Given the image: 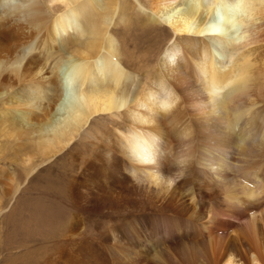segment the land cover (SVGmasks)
Returning <instances> with one entry per match:
<instances>
[{
  "label": "bare ground",
  "instance_id": "6f19581e",
  "mask_svg": "<svg viewBox=\"0 0 264 264\" xmlns=\"http://www.w3.org/2000/svg\"><path fill=\"white\" fill-rule=\"evenodd\" d=\"M130 3L0 0V133L26 158L0 154V264H30L2 220L40 182L67 200L27 206L31 264H264V0ZM132 128L154 164L125 158Z\"/></svg>",
  "mask_w": 264,
  "mask_h": 264
},
{
  "label": "rangeland",
  "instance_id": "374dc122",
  "mask_svg": "<svg viewBox=\"0 0 264 264\" xmlns=\"http://www.w3.org/2000/svg\"><path fill=\"white\" fill-rule=\"evenodd\" d=\"M130 4H131V6H134V0H131ZM133 8H135V6ZM135 9H136L135 12H138V9L137 8H135ZM232 12H235V11H232ZM157 33H158L157 31L156 32H150L149 34H147L146 37L144 36L143 38H140L141 40L139 39V41H138L139 45H143V44L146 45V42H148V45H149V41H150V43L153 41L151 36L152 35L155 36ZM129 48H132L131 44L129 45ZM67 73L68 72H66L65 76H64V80L66 82H68V80H69L68 79L69 74H67ZM77 87L78 86L76 84L75 85L72 84L71 91L69 92L70 94H69V96H67V98L65 100L66 102L64 103L65 106L63 107V112L66 113V111H68L69 107L75 102L77 95L80 92L79 87L78 88ZM1 134L2 133H0V136H1ZM0 146L2 147V149H0L1 155L7 154V153L11 154L12 152L14 153L16 151L14 153L15 155L18 156L17 160H15L16 162L22 164L21 162H23L24 159H26V158H24V156H22L23 155L22 151H20L18 149L17 150L15 149L13 151V148L11 147V145L9 146V144H7L5 138L2 136L0 137ZM18 160H21V162ZM11 161L13 162L14 160H5V161L0 160V172H1V174H0V185L1 184L5 185L7 178L9 177L10 173H12L14 170L13 169L14 166L12 165ZM47 163H45V164H47ZM1 178H2V180H1ZM59 195H60V193L57 192L56 188H49L43 182L37 183L36 186L35 185L31 186L30 189L24 195H21L18 198V202H17L13 212L10 213L9 215H7L6 218L3 217L2 221L5 223V228L7 230L6 239L9 240V244L13 245V248H22L23 247V248L29 249V251L27 252L28 254L26 253L25 258H24V260L27 263L31 264V262L36 259V255L38 256V253H36V251L34 249V246L37 244V240L36 239L34 240V236L33 237L29 236L27 231L24 230L26 227V225H25L26 216L25 215H26L27 206H30L34 203L44 204L45 206L47 204L53 203V204H55L54 205L55 207H58L56 204L61 205L63 202H65L67 200V197L65 195H60V196ZM55 198H57V199H55ZM51 200H52V202H51ZM35 238L41 239L39 237H35ZM39 247H40V245H39Z\"/></svg>",
  "mask_w": 264,
  "mask_h": 264
},
{
  "label": "clouds",
  "instance_id": "9594fccd",
  "mask_svg": "<svg viewBox=\"0 0 264 264\" xmlns=\"http://www.w3.org/2000/svg\"><path fill=\"white\" fill-rule=\"evenodd\" d=\"M161 90L164 89V85H159ZM171 93L166 95V98L161 99L159 103V108L162 112L167 113L173 107L175 103L171 100ZM178 102V98L176 99ZM141 124H148V120L139 121ZM178 140L182 144L183 149H187L189 145L184 142L189 140L190 133L188 131H182L178 134ZM123 152L125 153V158L129 160L130 163L135 165H152L156 162L158 156L161 154V140L158 136L152 133H148L139 128H132L124 135ZM178 163H185V158L181 155L178 158ZM131 178L137 183H142L143 181L137 176L135 170H127ZM150 183L158 185L161 181L157 176H151L146 178ZM171 183V182H169Z\"/></svg>",
  "mask_w": 264,
  "mask_h": 264
}]
</instances>
